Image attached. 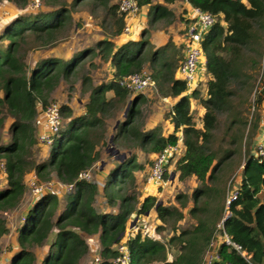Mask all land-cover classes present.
I'll return each mask as SVG.
<instances>
[{
    "label": "trees",
    "instance_id": "trees-1",
    "mask_svg": "<svg viewBox=\"0 0 264 264\" xmlns=\"http://www.w3.org/2000/svg\"><path fill=\"white\" fill-rule=\"evenodd\" d=\"M13 1L24 8L28 0ZM41 1L51 10L17 14L0 28V128L8 123L10 136L8 141L0 142V211L18 205L28 171L34 173L37 184L53 177L62 184H73V189L65 192L62 200L56 191L33 197L16 229L17 249L8 262L0 264H36L34 247L42 248L44 253L39 264H84L81 260L88 249L85 237L93 235L99 246V264H111L119 255L116 244L121 242L127 246L128 264H201L221 235L217 224L224 213V200L234 187L237 196L227 206L230 214L223 221V228L243 252L239 254L220 242L213 248L218 255L215 263L264 264V153L258 154L255 144L263 121L264 0H186L215 17L200 42L206 76L203 91L193 88L189 94L185 81L175 76L179 62L167 55V46L153 48L146 28L139 40L129 39L116 49L111 40L102 39L96 43L98 51L88 57L63 60L49 55L27 62L30 50L50 48L68 35L74 24L72 12L79 7L86 6L94 13L101 10L104 24L109 19L105 26L111 37L121 33L125 24V14L109 0ZM176 1L179 0H137V4L149 5V28L171 23L174 14L167 4ZM184 16L181 19L186 26L190 19ZM97 55L110 61L113 77L94 86L90 71L84 68L93 67L91 59ZM143 68L149 70L157 95L178 98L167 112L173 131L166 137L157 135V128L139 127L140 110L136 106L144 101L142 94L130 99L132 93L116 83L118 77ZM77 79L81 81L82 93L88 90L84 113L74 117L68 104H60L61 128L48 151L42 150V161L33 160V148H40L35 138V118L55 102L53 93L61 81L68 83L71 90ZM108 90L114 92V97H106ZM191 98L204 109L201 127L196 126L190 113ZM129 99L125 115L117 122L111 138L113 144L138 147L155 155L166 144L175 145L181 129L184 152L175 161L174 173L180 181L193 177L197 185L189 194L175 196L179 207L157 203L155 195L137 198L133 170L142 166L136 163L134 152L117 160L103 178L102 193L107 204L116 208L115 212L96 210L93 201L97 185L79 178L81 172L100 159L97 147L106 144L105 119L110 110L116 104L124 106ZM246 103L252 107L250 117L242 114ZM220 114L227 118L221 138L227 148L213 146ZM261 140L264 150V132ZM240 164L238 184L233 186L235 176H229ZM188 202L187 214L193 224L178 230L177 223L184 218L183 208ZM152 209L159 221L155 228L140 232L134 225L136 231L120 240L133 215H144ZM165 225H170L171 234L167 240H161L158 233ZM8 232L0 217V240ZM169 248L175 253H169Z\"/></svg>",
    "mask_w": 264,
    "mask_h": 264
},
{
    "label": "rangeland",
    "instance_id": "rangeland-1",
    "mask_svg": "<svg viewBox=\"0 0 264 264\" xmlns=\"http://www.w3.org/2000/svg\"><path fill=\"white\" fill-rule=\"evenodd\" d=\"M111 1V0H109ZM116 3L118 4L119 0H115ZM158 1V0H156ZM29 3V0L27 1V3L24 5V8H20L13 0H0V16L4 17V16H9L12 11H18L16 12L17 14H28L31 12H37L40 10H44L41 6L38 9H31L29 8L27 5ZM43 6V5H42ZM152 9V8H151ZM183 3L182 0L177 1L172 8L173 14H174V18L171 20V23L167 24V23H163V24H156L152 27L147 26V23L145 24V27L148 30V36L147 38H149L150 36V32L153 30H155L156 33L161 32L163 33V36H168L167 37V43L169 44V42H171V39L174 38V36L177 34V36H179V40L184 39V33H181L182 26H185V22L181 19L180 14L181 15H185L186 13H183ZM184 16V17H185ZM179 17V19H178ZM104 16H103V12L101 10H97L95 13L91 12V10L86 7V6H82L79 7L77 9H75L72 12V20L74 22V24H72L68 35L63 38L61 41H59V43H62L61 47L63 49H67L70 48L71 50H74L78 47L79 48V44L84 42L87 44H93L94 41L98 38H102V37H107V26H105V24H109L108 21L109 19H107L105 21L104 24ZM140 29V28H139ZM141 30V29H140ZM138 30V32L141 31ZM180 31V32H179ZM174 34V36H173ZM145 35H147V32L145 33ZM157 35V34H156ZM170 35V36H169ZM138 36V35H137ZM182 36V37H181ZM164 38V37H163ZM180 43V42H179ZM154 45V44H153ZM55 46V45H54ZM53 47V46H52ZM50 47V48H52ZM168 48V53L167 55L170 56L172 55V59H174L176 62H179V64L181 63L182 59H183V55H184V50L183 47L181 46V48L179 50H175V46H172V43L170 45H167ZM48 49V48H47ZM46 49L45 48H35L34 50H30L27 54L26 60H31L33 62L34 59H37L38 57H40L41 54H44ZM45 51V52H44ZM177 55V56H176ZM92 58L91 63L94 64V66H85L84 69H88L91 73V84H95L96 82H104V80L106 81V79H108L107 77L110 76L109 75V71L108 70V65L106 64L105 61H103L102 59H96L93 62ZM98 60V61H97ZM29 63H31L29 61ZM179 66V65H178ZM262 68L264 67V63L263 66H261ZM202 76L205 78L206 80V76L203 73ZM199 77L197 79V82L195 80V86L194 88L199 89L200 91H203V87L205 85V81L203 79V77ZM256 82L259 80L260 78V72L258 74H256ZM255 82V83H256ZM69 84L61 81V85L57 88V90L53 93V99L55 102H51L56 104L57 106H60V104L62 103H66L69 106H72L73 112L74 113H79L80 111H82V107H83V101L85 100V96L86 94H88V90L84 93H82L81 91V81L80 79H77L74 84H73V89H68ZM89 88V87H88ZM142 94H149L151 96V99H147L149 101H146L145 104L143 105L142 109L140 110V113L138 115V125L141 129H144L143 126L146 124V121H150L153 122L154 116L150 117V115H154V112L156 110H159V119L156 120L157 122L153 123V127L157 128V135H161L162 136V129L164 127V121L167 120V112L169 111V107H164L161 104H159L160 101V97H158L159 95L156 94V89L155 87H150L149 89L145 90ZM253 94L254 91L251 92L249 101L253 98ZM192 100V99H191ZM195 103L194 104V108H193V118L195 119L196 123H199L200 121V115H201V111L203 110L202 107L199 105L198 101L193 99ZM192 101L190 102V105H193ZM139 105L136 106L139 108ZM244 108L242 110V114L244 116L250 117V113L252 110L251 105H249V103L244 104ZM124 106L120 105L118 106L116 104L115 108L110 110L109 115L107 116V118L105 119V129H106V144L105 145H99L97 148L99 149L100 152V160L97 161V164H93L91 166L88 172L89 174V179L90 181L94 182L97 185V189L96 192L94 194V201H93V206L96 210L101 211L104 208V212H115L116 208L109 206L106 202V197L103 195V191L101 189L102 185H103V176H101L100 174H102L101 169H108L109 166H111L113 163L116 164L115 162L117 160L121 161L123 159H126L127 156H130L133 152H134V156H135V160L136 163L140 166H142V168H137L134 169V177H135V193L137 198L141 199V197L145 196L148 193H151L153 195H155L157 197V203H161L165 206H173V207H179V203L178 201L175 200V196L179 193H183V194H189L192 189L197 185L196 180L193 177H189L183 181H180L177 179V176L175 175H171L172 177L170 179L169 176L168 178L164 179V182L160 185H157L159 183H148L146 181V175L148 172V168L149 165L151 163V160L153 159L154 155L149 154L147 152L141 151L138 147L135 148H130L128 146H124L121 143H117V144H113L111 141V138L113 136V134L115 133L116 127H115V119L118 118V121L121 120V115L120 113L124 111ZM152 110V112H151ZM111 114V115H110ZM119 114V117H117ZM200 114V115H199ZM113 115V116H112ZM107 120V121H106ZM167 122V121H166ZM7 124L5 123L4 126H2L0 128V142H4L5 140H9L10 136L7 130ZM227 125V118H226V114H220L217 117V126L215 129V144L213 145L215 148L218 147H223V148H227V144L225 142H221V138L224 135V130L225 127ZM152 129H148V130H152ZM261 132V131H260ZM259 134V133H258ZM166 135V134H165ZM260 141L259 136L256 137V141L255 144H257V142ZM57 144V143H56ZM54 144V145H56ZM40 146V148L38 147ZM38 148H33L32 150V158L33 160L36 161H42V150L43 151H48L47 148H45L44 146L38 144ZM44 158H46V155L44 156ZM113 164V165H114ZM175 162L173 164H171V166L169 167L170 172H174V167H175ZM240 167L241 164L239 166H237L236 168H234V170L232 171V174H230L229 178L231 176H235L234 179H236L238 177V175L240 174ZM133 168V166H132ZM105 172V170H104ZM2 174V173H1ZM104 174V173H103ZM34 173L32 171H28L25 176H24V184H25V191L20 199V202L18 203V205L10 210H6V211H0V217L2 219H4L6 226L9 229L8 234L4 235L1 237L0 240V259H3V257L5 255L8 254V252L11 251V247L14 245L15 243V232L17 227H19V225L23 222V216L24 213L26 212L27 208L29 206H31L34 194L31 190V188L29 187V179L31 177H33ZM169 175V173H168ZM2 176H0L1 178ZM228 176H226L225 179H227ZM168 179V180H167ZM229 181V179H228ZM49 182H52L53 184L51 185L52 190L60 193L59 195V199L62 200L63 199V194H65V191L63 192V190H61L59 187H57V182L55 183V179L52 177L51 180ZM48 183V182H46ZM45 184V183H43ZM238 184V180H235V183L232 184L233 186H236ZM63 192V193H62ZM190 206V202H188L185 206V208H183V211L185 213L184 218L177 223V229H183L186 227H191L193 224V220L188 216L187 214V209ZM60 211V210H58ZM135 218V219H134ZM132 220L133 225L136 226L137 230H139L140 232H146L147 230H150L151 228H155L159 223H158V218L156 217L155 211L154 209L148 211L147 213H145L144 215H133L129 221ZM129 227V224H128ZM134 227V226H133ZM131 227L130 230H127V227L125 229V232L123 234H121V239L120 240H125V238H128V236H130V232L134 233L136 230L135 228ZM171 234V230H170V225H165V229L163 231H160L158 233V237L161 240H167L168 236ZM86 242L88 243V249H87V253L84 255V257L82 258V263L84 264H93L94 263V258L98 257V252H99V246L96 242V236H87L85 237ZM218 240V238H217ZM216 242V240H215ZM214 242V243H215ZM213 243V244H214ZM17 245V243H16ZM117 246V244H116ZM169 253L174 254L175 250L169 248ZM33 252L36 256V260L37 263L39 264V257L44 254L42 248L40 247H34L33 248ZM1 262V260H0ZM8 262V261H6ZM2 263V262H1ZM155 264H159V263H155Z\"/></svg>",
    "mask_w": 264,
    "mask_h": 264
},
{
    "label": "built area",
    "instance_id": "built-area-1",
    "mask_svg": "<svg viewBox=\"0 0 264 264\" xmlns=\"http://www.w3.org/2000/svg\"><path fill=\"white\" fill-rule=\"evenodd\" d=\"M186 17L190 19V22L185 26L184 29V39H183V50L184 55L181 63L178 66L177 72L179 78L185 81L187 90L193 88L195 84L196 76L199 68L204 66L203 54L200 48V42L203 34L208 30L209 27L215 22V17L212 13L199 9L198 7L188 4L186 0ZM42 5L41 0H29L28 7L31 9H38ZM139 6L137 0H119L118 11L124 13L126 17L135 16L139 11ZM130 31V25L125 23L123 27V32L128 33ZM116 83L119 87L127 90L132 94L143 93L145 90L154 86V80L147 68H143L138 72L129 73L127 75L120 76L116 79ZM188 91V92H189ZM62 125V117L59 111V106L54 103L48 104L43 108L34 120V126L36 128L35 138L38 144L44 146L45 148H50L54 137L57 135L59 129ZM258 154L262 155L264 153L263 143L259 141L257 143ZM178 156L177 145L166 144L160 152L154 155L153 160L148 168L146 175V181L148 183H163L165 173H169V167L174 163ZM0 169L3 170V165L0 162ZM89 170L81 172L79 178H84L88 181ZM57 187H59L63 192H68L73 189V184H62L58 181ZM52 182L45 184H37L35 181V176L29 179V187L31 188L34 196L39 195L44 192L54 191L52 190ZM237 190L234 187L227 194L224 200V213L217 227L220 228L221 235L220 241L227 246L233 248L239 254H242L243 250L241 246L235 241L231 240L229 236L224 232L223 221L227 216H229V211L227 206L236 199ZM129 237V236H128ZM119 255L111 260V264H128L129 254L127 246L123 242L116 246ZM204 262L201 264H217L218 255L215 252L212 255L204 257ZM100 258L95 257L93 264H99Z\"/></svg>",
    "mask_w": 264,
    "mask_h": 264
},
{
    "label": "crops",
    "instance_id": "crops-1",
    "mask_svg": "<svg viewBox=\"0 0 264 264\" xmlns=\"http://www.w3.org/2000/svg\"><path fill=\"white\" fill-rule=\"evenodd\" d=\"M157 2H161V0H158ZM177 2V1H176ZM176 2H174V3H172V4H167V7L170 9V10H172V8H173V5L176 3ZM109 3L110 4H117L116 3V1L115 0H111V1H109ZM182 3H183V9L186 7V2L184 1V0H182ZM42 5H43V3H42ZM41 5V7L44 9V10H51L50 9V7H45L44 5L42 6ZM149 9V5H143V6H141L140 7V9H139V11H138V13L135 15V16H131V17H126V19H125V23H128L129 25H130V31L128 32V33H124L123 32V29H122V31H121V33H119V34H117V35H114V36H110V35H108V33H106L107 34V37H102V38H98V39H96L95 41H94V43L93 44H87V43H84V42H82V43H80L79 44V48L77 47L76 49H75V47H74V50H71L70 48H67V49H63L62 47H61V45H62V43H57L55 46H53L52 48H48V49H46L45 51H47V52H45L44 54H41L40 55V57H43V56H49V55H52V56H55V57H58V58H61V59H63V60H68V59H70V58H74V57H79V58H82L83 56L84 57H88V56H91L94 52H97L98 51V48L96 47V43L99 41V40H102V39H109V40H111L112 42H113V45H114V49H116L117 47H119V46H121L122 44H124L127 40H129V39H132V40H139L140 38H141V34H140V32H138V30H140L141 32H142V29H143V27H145V24L147 23V14H148V10ZM186 9V8H185ZM16 12H18V11H12V13L9 15V16H4V17H2V16H0V28L5 24V23H7V21H9V20H11L15 15H16ZM180 17H182V15L180 14ZM178 19H179V17H178ZM185 25V24H184ZM140 28V29H139ZM181 29H182V31H181V33H184V29H185V26H182L181 27ZM180 32V31H179ZM157 34V35H156ZM138 35V36H137ZM170 36V35H169ZM173 36H174V34H173ZM164 37V38H163ZM167 37L168 36H163V33H161V32H158V33H156L155 32V30L153 31H151L150 32V36H149V38H148V40H149V42L152 44V46H153V48H160V47H164V46H167L168 45V41H167ZM182 37V36H181ZM180 42V43H179ZM172 43V46L174 47L175 46V48H177V47H180L181 45L183 46V41H182V39H180L179 40V36H177V34L174 36V38H172L171 39V42H169V45ZM154 44V45H153ZM167 48V47H166ZM89 50H91V52H89ZM166 53H168V48H167V50H166ZM177 56V55H176ZM39 58V57H38ZM94 59H93V62L96 60V59H101V57H100V55H97V56H95V57H93ZM35 60V59H34ZM33 60V61H34ZM103 61H105L106 62V64L108 65V70H110L109 71V75L110 76H108L107 78L108 79H106V81L104 80V83L105 82H108L109 80H111V78L113 77L112 75H113V68H112V66L110 65V61L108 60V59H102ZM32 62L31 60H27V62ZM98 61V60H97ZM203 62H204V57H203V60H202ZM178 69V68H177ZM204 73V66H202L201 68H199V70H198V73H197V76H196V82H197V79L199 78V77H201L202 76V74ZM175 76L176 77H179V75H178V72L176 71V73H175ZM92 77V76H91ZM203 77V76H202ZM93 78V77H92ZM203 79H204V81H205V78L203 77ZM100 83H102V82H96L95 84H93L94 86L95 85H98V84H100ZM194 86L195 85H193V88H194ZM192 88V89H193ZM192 89H190V91L189 90H186V93L187 94H189L190 92H191V90ZM189 91V92H188ZM140 94V93H139ZM142 94V93H141ZM105 95H106V97L108 98V99H110V98H112V97H114V92L113 91H111V90H108L106 93H105ZM134 95H137V94H131L130 95V99L134 96ZM88 96V94H86V96H85V100L83 101V107H82V111H80L79 113H74L73 112V109H72V106H70L71 107V109H72V116H74V117H76V116H79V115H82L83 113H84V103H85V101H86V97ZM142 97H143V99H144V101L143 102H141V103H138V104H140L139 105V110H141L142 109V107H143V105L145 104V102L146 101H148L147 99H151V96L149 95V94H142ZM158 97H160V96H158ZM130 99L128 100V101H126V103H125V105H124V111L123 112H121L120 113V115H121V119L124 117V115H125V110H126V107L128 106V103L130 102ZM192 99V100H191ZM190 99V102L192 101V104L193 103H195L194 102V100H193V98H191ZM177 100H178V98L177 97H160V101H159V104H161L162 106H164V107H169L168 109L169 110H171L172 109V107L174 106V104L177 102ZM148 103H149V101H148ZM200 105V104H199ZM201 106V105H200ZM202 107V106H201ZM193 108H194V104L193 105H190V113H191V115L193 116ZM203 109V108H202ZM151 112H152V110H151ZM159 113V110H156L155 112H154V115L152 114V115H150V117H152V116H154V118H156V119H153V122H150V121H146V124L143 126V128L144 129H142V130H148V129H152V127H153V123L154 122H157L156 120H158L159 119V117H160V115L158 114ZM201 113V115H200V121H199V123H196V121H195V119H194V121H195V123H196V126L197 127H201V125H202V121H201V118H202V116H203V113H204V109L200 112ZM262 116H263V121H262V125H261V127H260V133L258 134V136H259V138H260V141H262L261 139H262V136H263V132H264V101H263V109H262ZM117 117H119V114H118V116ZM116 121L114 122L115 123V127H116V125H117V122H118V118L117 119H115ZM107 121V120H106ZM167 121V122H166ZM164 127H163V131H162V136L163 137H166L168 134H170L172 131H173V127H172V124L170 123V121L167 119V120H165L164 121ZM166 134V135H165ZM161 136V135H160ZM177 138H178V141H177V143H176V145H177V150H178V156L177 157H179V156H181V154H183V152H184V144H183V139H182V132H181V129L180 130H178V132H177ZM258 143V142H257ZM100 160V159H99ZM98 160V161H99ZM97 162V161H96ZM95 164H97V163H95ZM114 164V163H113ZM113 164L111 165V166H109V168H111L112 166H113ZM173 164V163H172ZM109 168L107 169H104L105 170V172H104V170H102L101 169V172H102V174H100L101 176H103L104 177V175L106 174V172L109 170ZM104 173V174H103ZM1 176H2V174H0ZM171 175H174V172L172 171L171 173H170V175H168L169 176V178L168 179H170L172 176ZM167 179V180H168ZM162 184V183H161ZM157 185H160V184H157ZM148 194H150V195H153V194H151V193H148ZM148 194H146V195H148ZM145 195V196H146ZM102 211H105L104 210V208L102 209ZM132 222V221H131ZM131 222L129 223V227L127 228V230L129 229L130 230V228L131 227H133V226H131ZM158 223H159V221H158ZM128 230V231H129ZM126 239V238H125ZM221 241H220V237H218V240H216V242L212 245V249L211 250H209V251H207L206 252V254H205V258L207 257V256H209V255H212V254H214L215 253V250H213V248H214V246H215V244H218V243H220ZM16 232H15V243H14V245L11 247L12 248V250L10 251V252H8V254L7 255H5L4 257H3V259H0L1 260V262L2 263H4V262H6V261H9V259H10V257L12 256V254H13V252L17 249V245H16Z\"/></svg>",
    "mask_w": 264,
    "mask_h": 264
},
{
    "label": "clouds",
    "instance_id": "clouds-1",
    "mask_svg": "<svg viewBox=\"0 0 264 264\" xmlns=\"http://www.w3.org/2000/svg\"><path fill=\"white\" fill-rule=\"evenodd\" d=\"M41 2H42V1H41ZM117 5H118V4H117ZM139 9H140V8H139ZM124 25H125V24H124ZM204 67H205V66H204ZM140 94H141V93H140ZM48 149H49V148H48ZM48 149H47V150H48Z\"/></svg>",
    "mask_w": 264,
    "mask_h": 264
},
{
    "label": "water",
    "instance_id": "water-1",
    "mask_svg": "<svg viewBox=\"0 0 264 264\" xmlns=\"http://www.w3.org/2000/svg\"><path fill=\"white\" fill-rule=\"evenodd\" d=\"M135 219V218H134ZM131 226H133V223L131 222Z\"/></svg>",
    "mask_w": 264,
    "mask_h": 264
}]
</instances>
